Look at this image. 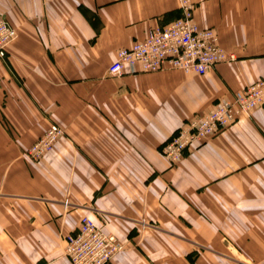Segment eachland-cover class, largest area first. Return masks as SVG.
Returning <instances> with one entry per match:
<instances>
[{
    "label": "crops",
    "instance_id": "0c3cea01",
    "mask_svg": "<svg viewBox=\"0 0 264 264\" xmlns=\"http://www.w3.org/2000/svg\"><path fill=\"white\" fill-rule=\"evenodd\" d=\"M192 1L234 60L112 76L180 0H0L18 33L0 58V264H72L83 215L124 242L108 264H264V105L178 163L160 150L264 76V0ZM53 122L65 134L32 159Z\"/></svg>",
    "mask_w": 264,
    "mask_h": 264
},
{
    "label": "built area",
    "instance_id": "2783aa9c",
    "mask_svg": "<svg viewBox=\"0 0 264 264\" xmlns=\"http://www.w3.org/2000/svg\"><path fill=\"white\" fill-rule=\"evenodd\" d=\"M179 7L181 14L178 17L167 24L152 27L144 39L120 48L108 67L109 74L120 76L169 68L205 74L214 65L236 58L234 52L220 45L215 29L197 24L192 0H180ZM15 37V27L0 18V58L6 57L7 47ZM235 94L236 103L229 99L218 101L210 112L196 114L185 121L161 145L162 154L177 162L190 146L221 131L230 122L227 117L231 112L238 111L239 107L250 109L259 102L264 104V77ZM62 134L63 128L53 122L27 153L33 159H40ZM102 222L98 224L83 215L78 228L67 235L65 255L72 264H108L117 251L124 248L115 235L106 232L103 217Z\"/></svg>",
    "mask_w": 264,
    "mask_h": 264
},
{
    "label": "bare ground",
    "instance_id": "6f19581e",
    "mask_svg": "<svg viewBox=\"0 0 264 264\" xmlns=\"http://www.w3.org/2000/svg\"><path fill=\"white\" fill-rule=\"evenodd\" d=\"M195 21H196V19H195ZM197 24H198V23H197ZM198 25H199V24H198ZM199 26H200V25H199ZM210 28H212V27H210ZM213 29H214V28H213ZM15 30H16V28H15ZM215 30H216V29H215ZM216 32H217V31H216ZM217 34H218V32H217ZM17 36H18V33H17V30H16V37H15V39L17 38ZM218 38H219V34H218ZM15 39H14V40H15ZM14 40H12V41L10 42V44H11ZM219 43H220V40H219ZM10 44H9V45H10ZM9 45H8V46H9ZM220 45H221V43H220ZM221 46H222V45H221ZM222 47H223V46H222ZM223 48H224V47H223ZM224 49H225V48H224ZM7 50H8V47H7ZM211 68H212V67H211ZM211 68H210V69H211ZM210 69H209V70H210ZM209 70H208V71H209ZM208 71H207V72H208ZM154 72H155V71H154ZM124 75H125V74H124ZM112 76H113V75H112ZM120 76H121V75H120ZM263 77H264V76H263ZM258 80H259V79H258ZM258 80H256V81H258ZM256 81H254V82H256ZM254 82H252V83H254ZM252 83H250V84H252ZM250 84H249V85H250ZM249 85H247V86H249ZM247 86H246V87H247ZM246 87H245V88H246ZM245 88H243V89H241V90H238V91H236V92H241V91L244 90ZM236 92H235V93H236ZM235 93H234V96H233L232 98L229 99L230 101H232V102H234V103H236V100H237V99H236V94H235ZM224 100H226V99H224ZM257 104H258V105L253 106V107H251L250 109H243L242 107H239V110H238V111L231 112V113H230L231 116H230V117H227V120H229L230 122H229V123H228V124H227V125L221 130V131H219V132L213 134L212 136L205 137L202 141H198V142H196V144H193V145L190 146V147L201 145L203 142H205V141H207L208 139H210V138L216 136L217 134H219L220 132H222L224 129H226L228 126H230L231 124H233V123H235L236 121H238L244 113H247V112H249L250 110L255 109L256 107H260V106H263V105H264L262 102H259V103H257ZM215 107H216V106H215ZM215 107H214V108H215ZM214 108H213V109H214ZM210 111H211V110H210ZM210 111H209V112H210ZM207 113H208V112H207ZM205 114H206V113H205ZM183 123H185V122H183ZM183 123H182V124H183ZM182 124H181V125H182ZM181 125H180V126H181ZM180 126H179V127H180ZM179 127H178V128H179ZM178 128H177V129H178ZM64 134H65V131H64V129H63V134H62V135L56 140V142H57V141H58V140H59ZM41 136H42V135H41ZM41 136H40V137H41ZM40 137H39V138H40ZM39 138H38V139H39ZM38 139H37V140H38ZM37 140H36V141H37ZM36 141H35V142H36ZM35 142H34V143H35ZM56 142L54 143L53 148H52L50 151H52V150L54 149V146H55ZM34 143H33V144H34ZM33 144H32V145H33ZM28 150H29V149H28ZM28 150H27V152H28ZM50 151H49V152H50ZM49 152H46V153L44 154V156H45L46 154H48ZM161 153H162V152H161ZM27 154H28V153H27ZM28 155H29V154H28ZM163 155H164V154H163ZM29 156H30V155H29ZM44 156H42V157H44ZM164 156H165V155H164ZM42 157H41V158H42ZM165 157H166L171 163H173V164L178 163V162L180 161V160H178L177 162H175L171 157H169V156H165ZM41 158H40V159H41ZM32 159H33V158H32ZM34 160H39V159H34ZM87 216H88V215H87ZM88 217H90V216H88ZM90 218H92V217H90ZM92 219L95 220L94 218H92ZM95 221H96L98 224H102V223H103L102 221H101V222H98L97 220H95ZM104 221H105V223H106V220H104ZM105 230H106V227H105ZM106 232H108V231L106 230ZM111 234H112V233H111ZM113 235H115V234H113ZM115 236H116V237H117V238H118V239L124 244V242H123V241H122L117 235H115ZM124 247H125V244H124ZM123 249H124V248H121L119 251H117L116 255H117L120 251H122ZM65 251H66V250H65Z\"/></svg>",
    "mask_w": 264,
    "mask_h": 264
},
{
    "label": "rangeland",
    "instance_id": "374dc122",
    "mask_svg": "<svg viewBox=\"0 0 264 264\" xmlns=\"http://www.w3.org/2000/svg\"><path fill=\"white\" fill-rule=\"evenodd\" d=\"M7 56V55H6ZM176 131H174L173 133H175ZM173 133H172V135H173ZM65 255V254H64ZM66 256V255H65Z\"/></svg>",
    "mask_w": 264,
    "mask_h": 264
}]
</instances>
